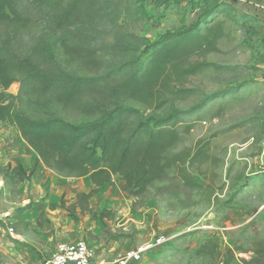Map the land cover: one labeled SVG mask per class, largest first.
<instances>
[{
    "label": "trees",
    "instance_id": "obj_1",
    "mask_svg": "<svg viewBox=\"0 0 264 264\" xmlns=\"http://www.w3.org/2000/svg\"><path fill=\"white\" fill-rule=\"evenodd\" d=\"M88 1L37 0L48 7L50 32L28 46L23 38L37 27L39 17L22 0H0V124L18 133L36 164L61 178L88 180L92 189L79 192L74 203L60 200L73 222L83 214L112 219L110 211L91 208L90 200L115 178L129 190L133 211L153 198L156 184L170 181L215 201V184L224 168L215 136L185 143L196 123L219 119L246 100L242 88L207 93L209 75L232 70L211 60L232 43L218 0L186 29L149 44L126 31L130 48L106 50L70 32ZM211 1L192 3L190 11ZM108 56L125 64L110 69ZM13 84L19 86L17 93L4 94ZM3 175L14 186L39 177L35 167L20 165L7 166ZM249 186L234 190L228 202L251 194ZM30 208L17 209L9 219L20 223ZM187 258L193 264H224L212 240L188 250Z\"/></svg>",
    "mask_w": 264,
    "mask_h": 264
},
{
    "label": "rangeland",
    "instance_id": "obj_2",
    "mask_svg": "<svg viewBox=\"0 0 264 264\" xmlns=\"http://www.w3.org/2000/svg\"><path fill=\"white\" fill-rule=\"evenodd\" d=\"M36 1L22 0L39 17L37 27L23 38L28 46L50 32L48 7ZM198 1L89 0L80 8L70 32L81 34L89 46L98 49L130 48L123 36L126 31L149 44L166 33L188 28L216 3L212 0L209 6L190 11ZM217 5L227 16L232 43L211 60L232 70L224 76L209 75L207 93L242 88L240 95L246 100L219 119L196 123L185 143L215 136L224 161L222 177L215 184V201L183 191L170 181L156 184L153 198L133 211L129 190L115 178L110 186L97 189L90 200L91 208L110 211L112 219L99 221L83 214L73 222L60 208V200L65 205L74 203L79 192L92 189L88 180L61 178L43 169L18 133L0 124V216L10 218L17 209L31 207L24 213H29L28 221L24 217L18 224L12 219L0 221V264H43L57 244L74 241H84L97 261L111 264L159 238L163 244L137 264H193L187 258L188 250L206 240L217 245L224 264H264V0H218ZM108 60L113 70L125 64L110 56ZM18 88L13 84L4 94L15 95ZM17 165L35 167L39 177L18 186L8 184L3 170ZM247 183L246 192L251 194L228 202L233 191ZM8 228L14 229L12 235Z\"/></svg>",
    "mask_w": 264,
    "mask_h": 264
},
{
    "label": "built area",
    "instance_id": "obj_3",
    "mask_svg": "<svg viewBox=\"0 0 264 264\" xmlns=\"http://www.w3.org/2000/svg\"><path fill=\"white\" fill-rule=\"evenodd\" d=\"M264 40V27H263ZM9 220L7 216H0V221ZM9 234L14 233L13 228L7 229ZM163 244L161 238L151 244H145L126 252L111 264H137L143 256ZM43 264H104L95 259L91 248L84 241L65 242L57 244L50 256Z\"/></svg>",
    "mask_w": 264,
    "mask_h": 264
},
{
    "label": "crops",
    "instance_id": "obj_4",
    "mask_svg": "<svg viewBox=\"0 0 264 264\" xmlns=\"http://www.w3.org/2000/svg\"><path fill=\"white\" fill-rule=\"evenodd\" d=\"M43 169H45V168H43ZM45 170H47V169H45ZM49 171V170H48ZM26 183H28V182H26ZM47 183L48 182H46V184H44V189L47 187ZM22 217H24L25 219H26V221H28L27 219H28V217H29V213H27L26 215L24 214ZM104 263V262H103Z\"/></svg>",
    "mask_w": 264,
    "mask_h": 264
}]
</instances>
